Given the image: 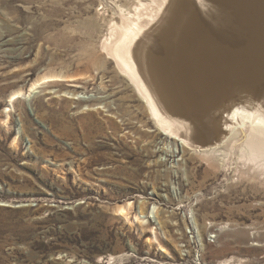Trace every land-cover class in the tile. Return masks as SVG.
<instances>
[{
    "label": "rangeland",
    "instance_id": "1",
    "mask_svg": "<svg viewBox=\"0 0 264 264\" xmlns=\"http://www.w3.org/2000/svg\"><path fill=\"white\" fill-rule=\"evenodd\" d=\"M138 4L0 0V264H264V174L176 147L103 48Z\"/></svg>",
    "mask_w": 264,
    "mask_h": 264
},
{
    "label": "bare ground",
    "instance_id": "2",
    "mask_svg": "<svg viewBox=\"0 0 264 264\" xmlns=\"http://www.w3.org/2000/svg\"><path fill=\"white\" fill-rule=\"evenodd\" d=\"M138 1L139 4L134 12H126L119 6L122 10L121 21L113 20L110 34L103 40V48L112 56L121 73L134 86L144 102V108L148 110L150 119L159 130L158 132L173 142L176 147L183 149V151H194V153L197 152L202 156H206L213 164V159H219L226 164L236 155V149H239V160L246 165H252L255 173L260 171L259 175L264 174V103L250 97L249 94L245 95L246 92L241 96V100L233 99L227 102H225L224 92H197L195 94L201 95L194 97V100L189 98L188 101L182 102L180 100L188 97L186 95L190 91L188 86H182L181 89L173 91H161L159 86L161 88L163 84L168 85L169 80L172 78L180 80L182 77V72L178 69L174 70L173 73L171 71L177 62L180 65H184L187 73L198 70L200 64L196 61V54L191 56L190 52H194L192 43L187 45V40L183 38L184 35L180 33V29H177L175 35L178 39L175 40L174 44L171 42L173 45L170 47L180 48L181 46L175 54H180L181 50H184V59L174 56L173 60H170L172 67H167L169 76L165 71H160V74L156 71L155 75L151 73V66H146L145 60L141 57L148 43L155 39L150 34V27L160 21L161 18L163 19V15L171 0H152V3H147L143 0ZM206 1L209 3V0ZM231 1L236 4L239 2V0H213L212 4L217 6L220 13H228V11L231 12V10L236 8L235 5L231 6ZM202 4L205 5L203 2ZM223 6H227V9L225 10ZM181 13H184L182 19L187 18V21L193 20L195 16L192 25L196 24L197 18L200 19L191 2ZM160 46L156 56L158 65L168 60L166 56L162 57L163 53L170 54L168 52L170 51L168 42ZM140 60H142V63ZM65 79L67 78L65 77ZM50 80H52V77ZM45 81L39 79L33 83L31 82L32 85L28 91L30 93L34 92ZM184 83V80H182V84ZM68 90L65 92L71 93V90ZM23 91L18 89V91L13 92L10 96V102L17 97L23 96ZM76 93L78 91L74 92V94ZM84 100L85 98L79 97V101ZM101 107L99 104H88L83 108V111H91ZM223 166L225 165L223 164ZM133 205V202L120 204L117 206L116 212L129 218ZM140 218L141 216L136 214V219L139 220ZM211 236L214 237L213 235ZM113 258V256H110L107 261ZM99 262L102 261L99 260ZM62 263H65V261L62 260Z\"/></svg>",
    "mask_w": 264,
    "mask_h": 264
},
{
    "label": "water",
    "instance_id": "3",
    "mask_svg": "<svg viewBox=\"0 0 264 264\" xmlns=\"http://www.w3.org/2000/svg\"><path fill=\"white\" fill-rule=\"evenodd\" d=\"M189 2L194 5L200 17L194 25L192 24L195 16L191 21H187V18L182 19L184 13L181 12L186 9ZM208 2L171 0L163 19L152 31L155 39L148 43L141 58L145 60L146 66H151L152 74L155 75L156 71L159 74L160 71L167 72V67H172L170 60H173L174 56L180 59H184L185 56L184 50H181L180 54H175L181 46L172 47L173 49L170 47L178 39L175 33L180 29L183 38L187 40V45L192 43L194 52H190L191 56L196 54V61L200 66L198 70L187 73L184 65L177 62L171 71L173 73L178 69L182 72V77L180 76V80L172 78L168 85L163 84L161 88L159 86L161 91H173L188 86L190 89L186 94L188 97L180 100L182 102L200 96L201 94H195L197 92H224L225 102L241 100V96L246 92L245 95L249 94L250 97L264 103V0H239L238 4L231 1V6L236 7L235 10H231L233 13L229 11L220 13L217 6L212 4L213 0ZM224 9L226 10L227 6ZM167 42L170 54L163 53L162 57L166 56L168 59L166 62L170 63L162 62L158 65L156 62L158 48ZM140 62L142 63V60Z\"/></svg>",
    "mask_w": 264,
    "mask_h": 264
}]
</instances>
